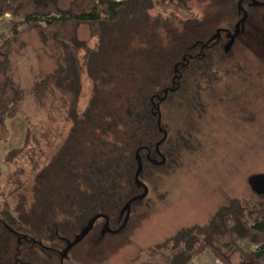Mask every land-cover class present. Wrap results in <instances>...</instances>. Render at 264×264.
<instances>
[{
    "label": "rangeland",
    "instance_id": "rangeland-1",
    "mask_svg": "<svg viewBox=\"0 0 264 264\" xmlns=\"http://www.w3.org/2000/svg\"><path fill=\"white\" fill-rule=\"evenodd\" d=\"M169 1L163 0V3ZM182 1L188 10L185 13L196 14L197 20H191L194 31H200L202 23L210 28L228 26L225 21L229 19L223 21L228 14L239 18V0ZM132 4L138 6L126 7L119 17L117 30L105 33L101 40L91 37L89 26L81 24L79 39L88 40L90 46L98 43L102 58L94 61L91 69L73 75L70 87L64 80L69 72L57 79L54 92L46 98L43 108L27 97L23 112L9 121L7 130L0 128V192L4 193L0 200L8 194L13 206L22 198L27 200V207L30 205L37 173L53 162L69 139H80L79 134H72V120L80 119L81 112L89 108L94 114L89 122L92 125L101 109L108 111L105 110V120L113 114L124 117L129 100L136 107L137 102L147 98L145 88L154 90L159 85L161 79L156 77L159 62L153 53L155 42L160 41L163 48H170L174 35L179 37L185 32L187 16L178 12L161 18L155 0H137ZM60 5L67 8L68 0H60ZM244 8L248 17L232 50L212 53V62L219 70L216 89L221 101L212 104V111L208 106L202 119L195 122L198 134L191 152L184 157L185 165L175 166L172 171V165L145 163L139 179L148 188V194L142 202L132 205L126 226L102 239H98V234L88 236L70 251L63 264L141 262L149 256L152 247L181 229L207 224L215 212L232 199H239L249 207L262 200L252 185V178L264 176V6L250 7L244 3ZM10 18L7 14L0 19V39L2 34H11ZM13 48L15 57L9 73L28 88L38 71L44 74L58 67L67 68V59H70L67 48L53 40L52 34L42 27L25 31L13 43ZM147 49L151 53L142 55ZM3 58L0 55V61ZM247 82L253 85V90L245 92L251 104L244 113L238 107L243 98L238 97V91H242ZM170 124L175 127L176 119L172 118ZM29 128L33 131L30 148L15 162L5 163L6 153L23 145ZM93 148L87 150L94 151ZM40 234L44 239L49 237L45 231ZM224 241L226 238H220L221 243ZM240 246L248 251L256 249L247 242H241ZM11 258L6 255L0 262H10ZM57 262L44 259L42 264ZM189 264L222 263L207 250Z\"/></svg>",
    "mask_w": 264,
    "mask_h": 264
},
{
    "label": "trees",
    "instance_id": "trees-1",
    "mask_svg": "<svg viewBox=\"0 0 264 264\" xmlns=\"http://www.w3.org/2000/svg\"><path fill=\"white\" fill-rule=\"evenodd\" d=\"M155 2L159 17H166L168 13L177 15L181 8L186 9L182 0H170L167 4L163 0ZM132 3H137V0H68L64 9L60 0H0V19L7 14L11 16V34H2L0 39V55L4 57L0 61V128L7 130L9 121L23 112L27 97L30 96L43 108L46 98L54 92L57 79L69 72L64 80L70 87L73 75L91 69L102 58L98 43L90 46L88 40L79 39L81 24L89 26L91 37L101 40L105 33L117 30L119 17L126 7L138 6ZM189 17L197 18L192 12ZM39 27L50 32L53 40L67 48L70 59H67V68L58 67L44 74L38 71L28 88L16 82L9 73L15 57L13 43L25 31ZM155 47L153 53L157 58L163 47L160 41L155 42ZM148 49L142 55L150 54ZM160 89L145 88L147 98L143 103L137 102L136 107L129 100L124 108V117L113 114L105 120L106 109H101L92 125L89 122L94 114L87 108L81 112L80 119L72 120V134H79L80 139H69L53 162L37 173L30 205L27 207V200L22 198L13 206L8 194L0 200V261L6 255L12 257L10 263L0 264H11L14 257L22 263L24 252L36 241L62 249L64 259H67L70 249L67 243L74 240L96 214L110 217L112 229L120 226L124 219L121 210L136 193L135 149L149 145L152 137L144 130H152L150 118L139 115L149 113L148 98ZM92 128L95 131L87 132ZM32 140L33 131L29 128L23 145L8 151L4 162L11 164L19 159L30 148ZM105 146L109 149L106 150ZM89 147L94 151H88ZM37 180H41L38 185ZM3 194L0 192V197ZM258 194L262 200L250 207L239 199H232L228 205L220 207L207 224L181 229L152 247L146 259L134 264H189L194 258H201L207 250L222 264H264V193ZM21 201L23 203L20 204ZM103 222V219L97 221L88 236L100 235ZM43 231L49 234L47 239L41 236ZM222 237L226 238L223 243L220 242ZM241 242H247L256 249L244 250ZM59 254V251L48 249L46 261L59 258Z\"/></svg>",
    "mask_w": 264,
    "mask_h": 264
},
{
    "label": "flooded vegetation",
    "instance_id": "flooded-vegetation-1",
    "mask_svg": "<svg viewBox=\"0 0 264 264\" xmlns=\"http://www.w3.org/2000/svg\"><path fill=\"white\" fill-rule=\"evenodd\" d=\"M262 1L264 0H261V2ZM244 3L250 7L254 6L252 5V0H243V8ZM185 10L186 9L181 8L178 11L179 14L183 12L184 16H187L184 20L185 26L183 30H185V32L179 34V37L174 35L175 38L173 39L174 44L171 46L172 48H163L160 53L157 54L156 59L157 62H159V74L156 77L160 78L161 81L156 88L161 87V89L154 92L148 98L149 113L139 115L149 117L153 127L151 131L149 129H144L148 136H152L149 140L150 144L141 145L135 149L137 168L139 160H141L142 169L145 163L162 167H170L172 165V171L175 166L185 165L184 157L191 152L194 138L198 134L197 129L194 127L195 122L202 119L203 114L207 112L208 106L212 111V104L221 101L217 91L218 88L216 89L219 79V70L212 62V53L216 50L220 52H230L238 36L244 29V27L241 29V32L235 37L232 45L228 47L232 35L236 31L237 22L243 17V10L239 11L238 9L239 18L234 19V17L228 14V17L223 19V21L229 19V22L225 21V24L228 26L220 25L210 28L202 23L200 31L191 29V20H197V18H190L189 13H185ZM244 10L246 9L244 8ZM204 27L207 29L203 30L202 28ZM188 30L192 31L187 32ZM241 83H244V80ZM252 90L253 85L247 82L246 87L243 88L242 91H238V97H243L238 107L239 110L244 113L249 110L251 104V98L249 97L248 99V97H245V92L250 93ZM174 100L175 102H172ZM177 106L178 109L176 108ZM172 118L177 121L175 127H172L170 124ZM136 188L138 191L136 190V194L129 198L127 202L144 193L145 189L143 186H138L136 184ZM146 197L134 200L132 205L142 202ZM123 208L121 211H123ZM122 214V218H125L126 213ZM106 217L108 218L110 226L111 219L107 215ZM106 217L102 216L97 220H104L100 228L98 239L104 238L107 234H113L110 232L102 233L103 227L107 222ZM123 222L124 219L119 228ZM110 229L117 230V228L112 229L111 227ZM82 230L83 229L80 230V233ZM90 232L80 242L85 240ZM79 234H76V236ZM74 240L68 242L67 246ZM78 243L70 247L67 251V255H70V251ZM48 249L59 251L60 257L56 258V260H58L57 264H63L64 252L62 249L49 247L42 241H36L34 246H29V250L24 252L26 258H24L22 263L19 258L14 257L11 264H42L44 259L47 260Z\"/></svg>",
    "mask_w": 264,
    "mask_h": 264
},
{
    "label": "water",
    "instance_id": "water-1",
    "mask_svg": "<svg viewBox=\"0 0 264 264\" xmlns=\"http://www.w3.org/2000/svg\"><path fill=\"white\" fill-rule=\"evenodd\" d=\"M242 1L243 0H239V3H238V9L239 11H242L243 10V17L240 19L239 22H237V25H236V31L235 33L232 35V38L228 44V47H230L235 39V37L241 32V29L244 27V24L247 20V17H248V14L247 12L244 10L243 6H242ZM252 5L254 6H264V1H257V0H252ZM142 170V163H141V160H139V165H138V168H137V171L135 173V182L138 186H143L144 187V193L142 195H140L139 197H136L134 199H131L129 200L126 205L124 206L123 208V213H126L125 215V218H124V222L123 224L121 225L120 228H118L117 230H111L110 229V226H109V222H108V218L106 217V215L104 214H96L94 215L89 223H88V226L86 228H84L81 233L79 235H77L75 237V240L71 243H69L68 245V248L72 247L74 244L80 242L82 239H84V237L92 230L93 228V225L95 224V222L102 216L106 217L107 218V222L106 224L104 225L103 227V231L102 233H106V232H110V233H118L120 232L127 224L128 222V219L130 217V212H131V205L133 203L134 200L140 198V199H143L144 197H146L147 193H148V189L147 187L141 182V180L139 179V174ZM252 185L253 187L256 189V191H258L259 193H264V176H255L252 178Z\"/></svg>",
    "mask_w": 264,
    "mask_h": 264
}]
</instances>
